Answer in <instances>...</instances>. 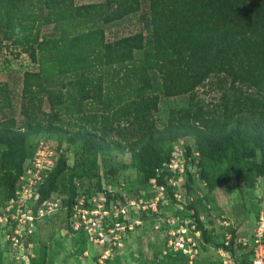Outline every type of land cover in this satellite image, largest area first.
Masks as SVG:
<instances>
[{
  "label": "trees",
  "instance_id": "trees-1",
  "mask_svg": "<svg viewBox=\"0 0 264 264\" xmlns=\"http://www.w3.org/2000/svg\"><path fill=\"white\" fill-rule=\"evenodd\" d=\"M137 12L144 32L105 39L106 24ZM4 44L37 64L22 75L23 122L0 120L7 201L15 197L30 135L79 145L76 164L88 176L100 154L116 150L130 152L145 179L155 177L170 160V142L190 135L209 190L230 176L238 188L264 176V0H0V49ZM206 85L217 93L214 101L199 96ZM181 94H188L189 109L172 111L157 127L159 96ZM10 106L0 83V109ZM68 168L60 155L38 187L39 202L59 188ZM171 254L187 263L180 251ZM251 258L250 251L249 264Z\"/></svg>",
  "mask_w": 264,
  "mask_h": 264
},
{
  "label": "rangeland",
  "instance_id": "rangeland-1",
  "mask_svg": "<svg viewBox=\"0 0 264 264\" xmlns=\"http://www.w3.org/2000/svg\"><path fill=\"white\" fill-rule=\"evenodd\" d=\"M94 1L100 0H76V3ZM139 14L106 24L105 39L110 41L144 32ZM6 45L0 49V83L9 91L11 106L0 109V120L11 118L19 126L28 105L22 93V75L26 70H35L37 64L26 53L16 56L17 50ZM134 56L141 57L142 50H135ZM197 91L205 101H214L218 96L210 90V85L199 87ZM188 102V94L160 95L157 110L153 112L156 126L162 128L172 111L188 110ZM44 108L48 110L46 103ZM170 145L172 151H183L185 155L189 147V173L181 176L182 184L167 191V203L153 209L155 188L132 166L130 152L111 150L100 154L95 175L88 176L76 164L79 145L30 135L26 140L24 169L30 168L39 155L50 161L52 169L62 154L69 168L63 183L49 196L57 206L42 217L23 222L24 225L11 222L9 214L16 206L7 201L0 186V264H249L252 238L260 220L264 219V176L240 188L230 176L228 182L209 190L200 175L194 136L180 137ZM41 151L44 153L40 154ZM255 159L261 160L260 149H256ZM70 173L77 191L72 209L67 205L66 191ZM177 191H180V200L174 196ZM120 205L125 209L124 214ZM178 206L183 208L178 209ZM92 211L97 212V219L90 216ZM189 211L196 222L195 228L178 232L173 226L174 219L178 216L182 219ZM15 230L30 253V258L24 261L9 251L8 236ZM168 231L196 237L193 263L171 254L173 251L167 245Z\"/></svg>",
  "mask_w": 264,
  "mask_h": 264
},
{
  "label": "built area",
  "instance_id": "built-area-1",
  "mask_svg": "<svg viewBox=\"0 0 264 264\" xmlns=\"http://www.w3.org/2000/svg\"><path fill=\"white\" fill-rule=\"evenodd\" d=\"M43 153L44 151H41L40 154ZM190 161L191 157L189 155H185L183 151H177L175 149L171 152L170 160L157 171L156 176L148 179L149 182L153 184L156 192V195L153 196V203L151 204L153 209H156V206L159 204L167 203V191H169L170 188H176L179 184H182L181 176L186 175L188 172V164ZM50 170V161L45 160L43 157H40V155L34 159L30 168H23V172L18 179L15 197L10 200L16 206L14 207V211L9 214L11 222H13L14 225L22 224L23 222L26 224L27 222L33 221V219L37 218L38 216L42 217L45 213L53 210L57 206V202H53L49 198L41 202L38 201V187L44 181ZM161 173H165L164 183L157 182V178L161 175ZM180 195V191L174 193V196L177 200H180ZM121 205L123 206V204ZM121 205L120 211L124 214L125 209H123ZM182 208V206H178V209ZM90 214L92 218H96V216H98L97 212L92 211ZM81 216L83 219H86L85 214H82ZM89 222L93 221L90 220ZM123 223L125 224V222ZM173 223H175L173 226L176 227V230L178 229V232L184 231L185 228L189 230L190 228L194 229L196 225V222L194 221L190 211L189 213L183 215L182 219L180 216L176 217ZM263 232L264 219H261L258 229H256V232L252 238L253 246L251 248V264H264ZM8 240L10 249L9 251L15 253L16 258H20L21 261L30 258V253L25 249L27 248V245L23 239L19 237L16 230L14 233L11 232V234L8 236ZM167 241V245L173 252L180 251L186 256L187 262L193 263L195 260L194 257L197 245L196 237L193 236L192 238H189L183 233L176 235L175 232L169 234L168 231Z\"/></svg>",
  "mask_w": 264,
  "mask_h": 264
}]
</instances>
